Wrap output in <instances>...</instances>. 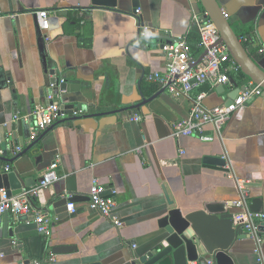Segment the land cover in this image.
<instances>
[{
	"label": "crops",
	"instance_id": "0c3cea01",
	"mask_svg": "<svg viewBox=\"0 0 264 264\" xmlns=\"http://www.w3.org/2000/svg\"><path fill=\"white\" fill-rule=\"evenodd\" d=\"M218 1L234 28L252 27L254 40L247 48L264 68L259 51L264 0ZM137 8L132 0H117L115 7L94 6L91 0H0V72L13 81L0 90V188L13 194L31 190L57 159L60 175L33 200L51 220V235L42 234L31 215L8 213L0 223V264H33L59 246L68 251L54 253L53 264H140L142 255L162 243L166 232L160 221L173 207L193 215L205 202L226 201L237 213L261 195V187L248 183L264 181V94L236 110L220 130L206 124L208 139L175 137L174 123L188 117L192 98L172 95L147 75L168 68L163 42L187 35L194 52L200 51L193 12L201 11V1L140 0ZM40 9L50 11L47 30L38 25ZM139 21L150 27L148 36L141 35ZM232 76L239 86L248 81L239 73ZM53 78L79 86L55 95L67 106L56 122L17 145L19 130L21 135L25 130L20 124L15 137L12 125L49 102ZM11 88L20 96L18 106ZM235 89L233 83L216 85L204 105L226 104ZM68 105H74L73 112ZM136 114L142 120L133 119ZM24 121L30 130L35 126L34 120ZM214 156L224 158L226 166L205 161ZM12 171L23 182L28 179L19 193L7 177ZM94 177L114 197L121 227L90 206ZM239 199L242 207L233 205ZM234 226L242 231L230 249L233 264H264V239ZM206 239L198 264L213 258L214 244Z\"/></svg>",
	"mask_w": 264,
	"mask_h": 264
},
{
	"label": "built area",
	"instance_id": "2783aa9c",
	"mask_svg": "<svg viewBox=\"0 0 264 264\" xmlns=\"http://www.w3.org/2000/svg\"><path fill=\"white\" fill-rule=\"evenodd\" d=\"M136 14L141 12L136 9ZM37 22L42 30L49 29L50 11L40 9L35 12ZM193 21L199 30V53L194 52L187 35L180 36L169 42L161 43V50L168 60V68L165 72L154 71L147 75V80L155 82L165 87L174 96H190L192 98V107L187 118L174 123L173 135L175 137L185 135H196L208 139L204 135L205 125L213 124L218 130L227 123L231 115L244 106L250 99L262 95L263 90L260 85L248 79L244 88L239 91L236 98L229 104H220L212 107L204 105V100L210 90L218 84L232 85L230 77L240 72V66L232 57L228 46L221 40L219 29L213 21L207 17V12L202 8L201 11L193 12ZM139 30L141 35L150 33V27L142 25L139 21ZM241 41L246 44L247 37H241ZM264 52V47L260 48ZM65 80L51 81L50 88L52 92L48 95L49 102L40 105L30 114L23 116L24 120H34L35 126L30 130L31 139H35L41 131H44L62 115L63 109L58 101H55L54 89ZM208 85L209 89H201ZM82 112L81 109L75 113ZM17 118V116H16ZM142 115L136 114L133 119L140 121ZM3 141L0 139V153L3 151ZM21 146H16V150H21ZM59 161L55 160L45 172L41 180L29 191L20 194H13L5 187L0 188V223L6 213H11L18 218L22 215L33 217L37 223L38 230L45 236L51 235V220L44 216L33 204L39 192L52 183L59 180L58 173ZM8 164L5 171H10ZM115 192V189H114ZM90 206L99 211L104 217L111 219L113 223L121 227L123 221L114 213L116 201L113 196L105 194V188L97 177L92 179L90 186ZM70 198H73L70 195ZM233 205L242 207L244 200L233 201ZM69 211H73L75 203L70 202L67 205ZM234 224L242 226L251 236L258 240L264 239V231L259 229L264 221L263 211L243 210L234 213ZM26 221H31L27 218ZM55 254L49 253L44 258L36 259L33 264H53ZM209 264H215V260L209 259ZM191 264H198L192 261Z\"/></svg>",
	"mask_w": 264,
	"mask_h": 264
},
{
	"label": "water",
	"instance_id": "95a60500",
	"mask_svg": "<svg viewBox=\"0 0 264 264\" xmlns=\"http://www.w3.org/2000/svg\"><path fill=\"white\" fill-rule=\"evenodd\" d=\"M91 1L94 6L115 7L117 5V0ZM132 1L136 8L140 5V0ZM200 1L202 7L207 12V17H209L219 29L221 40L228 46L232 57L240 66L241 71L250 80L260 85L264 94V68L255 60L247 46L241 41L228 15L225 13L223 6L218 0ZM51 73H54V71L52 70ZM56 80L58 79H52V81ZM230 81L236 86V89L228 96L226 105L231 103L236 98L239 91L244 88V86L238 85L234 76L230 77ZM12 85L13 81L9 77V73L0 72V90L12 87ZM220 85L224 88L223 84ZM78 86L79 84L74 80L66 79L54 89V92L56 97H58L60 91H74ZM11 91L14 94V105L18 106L20 96L16 94L14 88H11ZM68 106L72 108L73 112L74 105ZM65 107L67 106H62V109H65ZM20 124L25 131L23 135H21L22 132L19 130L20 137L16 140L17 145L19 143L24 144V137L30 136L29 124L24 120H19L12 125V129L14 130L13 136H17L16 127ZM5 154L6 153H4V155ZM205 161L210 164L224 167L227 164L226 160L219 156L205 157ZM7 177L10 181L11 188L14 189V193L21 192L24 184L28 185V179L23 182L14 171L9 172ZM2 181L3 176L0 175V184H2ZM248 186L262 188L261 195L252 199L249 209L252 211L264 210V181L251 182L248 183ZM248 197L249 195L246 196V199ZM169 203L172 204V201L169 200ZM33 204L35 205L34 201ZM191 214L192 213H184L181 208L173 207L170 209L160 221V226L166 232L162 243L156 245L150 249V251L142 255L139 261L140 264H189V262L199 260L201 243L205 242L203 244L208 246V239H206V236H208L214 244L212 254L215 264H233L234 259L230 249L242 230L234 226V212L230 210L228 203L226 201H208L204 203L202 210L196 211L193 215ZM7 215L8 213L4 216L6 217ZM259 229L264 231V221ZM52 251L53 253H65L68 251V247H54ZM84 264L102 263L90 262Z\"/></svg>",
	"mask_w": 264,
	"mask_h": 264
},
{
	"label": "trees",
	"instance_id": "16d2710c",
	"mask_svg": "<svg viewBox=\"0 0 264 264\" xmlns=\"http://www.w3.org/2000/svg\"><path fill=\"white\" fill-rule=\"evenodd\" d=\"M203 8V7H202ZM204 9V8H203ZM237 32V34L241 37H247L248 38V41L249 42H252L254 40V34H253V29L252 27H240V28H234ZM247 46V44H245ZM199 53V52H198ZM239 75L243 78H247L249 79L248 77H246V75L241 71L240 69V72H239ZM201 89H209V87L207 86H203L201 87Z\"/></svg>",
	"mask_w": 264,
	"mask_h": 264
},
{
	"label": "clouds",
	"instance_id": "9594fccd",
	"mask_svg": "<svg viewBox=\"0 0 264 264\" xmlns=\"http://www.w3.org/2000/svg\"><path fill=\"white\" fill-rule=\"evenodd\" d=\"M148 34H149V33H147V32L145 33V35H148Z\"/></svg>",
	"mask_w": 264,
	"mask_h": 264
}]
</instances>
